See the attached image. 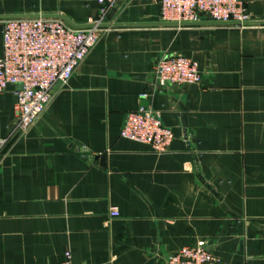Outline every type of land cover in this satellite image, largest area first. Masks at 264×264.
<instances>
[{
    "label": "crops",
    "instance_id": "1",
    "mask_svg": "<svg viewBox=\"0 0 264 264\" xmlns=\"http://www.w3.org/2000/svg\"><path fill=\"white\" fill-rule=\"evenodd\" d=\"M243 2L264 21V0ZM100 7L0 0V15L89 23ZM109 20L151 24L106 27L43 117L0 152V264H58L67 251L75 263L168 264L199 238L228 264H264V22L162 25L158 0H119ZM169 54L196 60L202 82L158 88L155 62ZM16 88L0 92L2 135ZM142 104L172 128L167 152L120 135Z\"/></svg>",
    "mask_w": 264,
    "mask_h": 264
},
{
    "label": "built area",
    "instance_id": "2",
    "mask_svg": "<svg viewBox=\"0 0 264 264\" xmlns=\"http://www.w3.org/2000/svg\"><path fill=\"white\" fill-rule=\"evenodd\" d=\"M119 0H99L101 7L93 25L78 28L58 17H10L3 20L0 54V92L15 85L17 119L8 135L0 134V152L14 135L25 134L42 117L52 99L54 88L68 82L78 65L100 39L109 16ZM163 21L249 20L243 0H158ZM158 88L168 84L201 83L202 72L193 58L169 54L155 62ZM144 93L142 97H146ZM120 135L148 143L157 153L167 152L174 138L156 111L142 104L126 114ZM111 214L118 216L117 207ZM58 264L75 263L70 251ZM168 264H228L207 239L199 238L168 257Z\"/></svg>",
    "mask_w": 264,
    "mask_h": 264
},
{
    "label": "water",
    "instance_id": "3",
    "mask_svg": "<svg viewBox=\"0 0 264 264\" xmlns=\"http://www.w3.org/2000/svg\"><path fill=\"white\" fill-rule=\"evenodd\" d=\"M58 17L66 20L71 25L78 27V28H84L89 27L93 25V23H75L70 18L66 17L65 15L59 14V13H53V14H9V15H0V17L4 18H10V17ZM256 22H264V21H251V20H245V21H213V20H202V21H191V22H176V21H160V22H154L162 25H196V24H249V23H256ZM101 26L110 27V26H122V25H142V24H151V22H102L100 23ZM89 157H94V155L90 154L87 155Z\"/></svg>",
    "mask_w": 264,
    "mask_h": 264
}]
</instances>
